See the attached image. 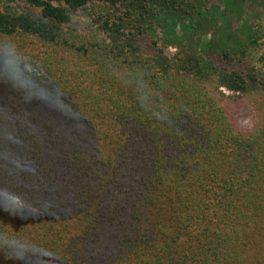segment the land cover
I'll use <instances>...</instances> for the list:
<instances>
[{
	"label": "trees",
	"instance_id": "trees-1",
	"mask_svg": "<svg viewBox=\"0 0 264 264\" xmlns=\"http://www.w3.org/2000/svg\"><path fill=\"white\" fill-rule=\"evenodd\" d=\"M246 1L0 0V264H264V105L221 91L264 95Z\"/></svg>",
	"mask_w": 264,
	"mask_h": 264
},
{
	"label": "rangeland",
	"instance_id": "rangeland-1",
	"mask_svg": "<svg viewBox=\"0 0 264 264\" xmlns=\"http://www.w3.org/2000/svg\"><path fill=\"white\" fill-rule=\"evenodd\" d=\"M29 11L34 16L39 14V11L36 9H29ZM113 13H115L113 8H109L107 6H94L86 12L82 11L73 13L71 16L70 25L79 31H85L90 26L95 25V27H97V20L105 16H113ZM242 13L244 17V23L242 25L245 26V28L252 26V28L256 31L259 30L261 33L264 31V0H262V3H253L250 0L246 1ZM230 21L236 28L242 26L239 24L238 18L235 15L230 16ZM237 36L242 38V34L239 32L237 33ZM243 38H245V36H243ZM14 40L15 42L22 44L23 41L27 40V38L24 36H18L15 37ZM140 44L144 52L149 53L151 47L153 46V40L151 36H142L140 37ZM261 56H264V39L261 41L257 51L252 54V57L245 59V62L239 65L241 70L250 72L252 68H262L261 62L259 61ZM203 57L218 67H222L223 65L221 60H219L216 55L205 54ZM221 91L229 99L228 102L230 103H228V107L238 126L243 130L254 129L260 122V119L263 115L262 107L264 105V95L261 93H254L244 96L232 93L226 89H221ZM41 109L42 108H40L38 111L40 113L43 112L44 114V111L46 112V110ZM47 112L50 113V111Z\"/></svg>",
	"mask_w": 264,
	"mask_h": 264
}]
</instances>
